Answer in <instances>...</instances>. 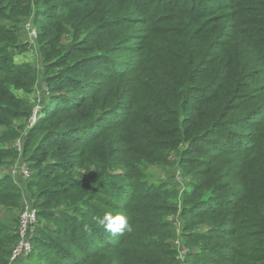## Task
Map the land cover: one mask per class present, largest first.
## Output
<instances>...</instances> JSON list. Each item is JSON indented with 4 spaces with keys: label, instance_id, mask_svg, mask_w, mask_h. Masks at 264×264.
I'll return each mask as SVG.
<instances>
[{
    "label": "trees",
    "instance_id": "1",
    "mask_svg": "<svg viewBox=\"0 0 264 264\" xmlns=\"http://www.w3.org/2000/svg\"><path fill=\"white\" fill-rule=\"evenodd\" d=\"M25 18L38 71L14 60ZM39 72L31 264H264V0H0V165ZM14 240L0 218V264Z\"/></svg>",
    "mask_w": 264,
    "mask_h": 264
},
{
    "label": "rangeland",
    "instance_id": "2",
    "mask_svg": "<svg viewBox=\"0 0 264 264\" xmlns=\"http://www.w3.org/2000/svg\"><path fill=\"white\" fill-rule=\"evenodd\" d=\"M28 23L29 24L32 23V20L30 18H25L21 24L18 37L16 40V46L13 50L14 60L18 62L23 61V62L31 63L35 68V70L38 71L40 69L38 51L36 49L35 38L33 39L31 36L28 35V31L26 29V25H29ZM32 26L35 27L34 23L31 24V27ZM31 30L32 29L29 28V32ZM40 75L41 72H39V78L37 79V84L34 86V89L31 91H26L25 89L22 88L15 89L12 87V92L17 98L18 101L17 105L21 115L18 118L14 119L9 126L12 129H15V131H17L18 133L17 138L25 137V134L32 126V125L30 126V120H32L35 115H38L39 113L38 111L41 108V101H43L44 99L46 89L44 86L45 84L40 78ZM4 128H7V126H0V135L2 129ZM30 151L31 148H28V151L26 152L25 155L24 154L22 155V152L21 153L17 152L15 156L11 154L10 156L4 158L3 163L0 165V177L8 174L12 175L11 177L13 178V181L16 183V185L19 187L21 191V201L23 200L32 201V198L26 188L27 179H22L18 177V172H16L15 170V164L17 163V161H19L18 163L21 162L27 163L25 159L28 158L29 153H31ZM29 169L30 171H32L34 168L29 167ZM14 170L15 172H13ZM171 172H172V167H169L168 165H150L146 171L148 182L154 184H158L159 182L169 183ZM19 210L20 207L11 208V209H5L3 207H0V218L6 220V222L10 224L12 229H14L19 214ZM169 218L172 219L173 217L170 216ZM41 222L44 223L43 220ZM174 227H175L176 235L177 236L180 235V228L178 224L175 223ZM176 239L173 238L174 240L173 242H175V245L177 241ZM31 261L32 263H34L30 256L27 259L20 261L19 264H24V263L31 264Z\"/></svg>",
    "mask_w": 264,
    "mask_h": 264
},
{
    "label": "built area",
    "instance_id": "3",
    "mask_svg": "<svg viewBox=\"0 0 264 264\" xmlns=\"http://www.w3.org/2000/svg\"><path fill=\"white\" fill-rule=\"evenodd\" d=\"M29 24V23H28ZM33 27V26H32ZM31 23L26 25L28 35L33 39L36 38L35 27L32 28ZM29 28L32 30L29 32ZM30 33V34H29ZM35 115L30 120V126L33 125L37 119ZM23 137L16 138L11 146L18 152H22ZM15 164V170L18 172V177L22 179H28L31 176V171L27 163L21 162ZM15 170L13 172H15ZM12 173V172H11ZM13 174V173H12ZM12 176V175H11ZM38 225L37 209L33 206L31 200H23L20 204V210L17 217L13 233L15 240L10 246V252L7 264H19L20 261L25 260L32 253V237L36 226ZM176 245L178 247L179 255L184 254V248L181 243L177 240Z\"/></svg>",
    "mask_w": 264,
    "mask_h": 264
}]
</instances>
